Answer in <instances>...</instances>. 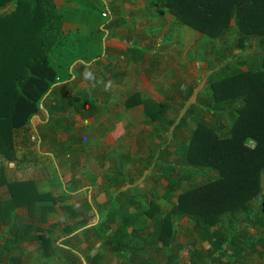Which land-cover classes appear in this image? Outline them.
I'll list each match as a JSON object with an SVG mask.
<instances>
[{"label": "trees", "instance_id": "1", "mask_svg": "<svg viewBox=\"0 0 264 264\" xmlns=\"http://www.w3.org/2000/svg\"><path fill=\"white\" fill-rule=\"evenodd\" d=\"M158 3L179 27L198 31L204 40L201 46H205V55L201 58L208 59L210 70L203 81L207 84L206 98L199 106L197 98L192 102L198 87L191 85L179 87L183 104L178 106L168 92H165L168 101L160 103L151 97L143 98L138 91H130L124 105L142 104L146 123L155 133L163 129L166 134L165 143L152 145L148 151L153 169L166 171L156 178L166 181L163 193L158 196L152 192L149 196L144 188L119 189L104 204L86 200L81 205L84 214L94 209L96 213L105 210V219H98L95 224L84 222L75 229L68 224L61 228L65 234L82 229L85 239H92V246L99 243L120 264L152 263L145 256V247L158 242L167 251L179 249L180 245L173 244L174 224L183 226L191 222V231L198 239V229H207L214 220L240 205L247 207L259 192V177L264 171V0ZM7 4H12V9L0 12V186H7L10 199L0 202V214L11 213L9 238L18 241L39 237L34 234L42 229L39 225L20 221L21 212L30 214L35 201H41L43 208L44 214H36L35 219L41 223L56 203L63 207L71 205L65 203L70 198L67 192L50 197L47 191H38L32 179L9 180L4 175V164L18 161L16 134L22 131L21 142L29 139L27 131L33 124L32 118L49 95H54L60 106L66 105V109L56 107V110L62 113L71 110L84 117L96 112L94 104L99 96L109 97L113 93L79 89L67 95L63 89L69 77L56 81L58 73L49 55L62 41L63 19L54 0H0V8ZM105 18L109 25L117 23L109 12ZM132 48L144 62L147 48L140 45ZM87 62L88 59H82L83 65ZM154 62L162 63L158 53L150 61ZM110 74L108 78L114 79L113 83L119 80V75H125L113 69ZM91 78L92 83L107 79L96 75ZM63 117L69 121L67 115ZM33 127L39 141L43 135L37 126ZM198 171L206 175L202 184L185 187L181 183L198 176ZM157 198L169 202L171 208L159 207ZM37 207L38 204L34 206L36 212ZM112 225L116 228L112 229ZM89 230L92 232H86ZM50 238L38 239L45 243ZM90 250L84 256L86 264H106L101 253L92 254ZM70 254L82 262L80 252ZM3 256H9L10 264H18L19 257L11 250L0 252V259ZM189 262L198 264V250ZM165 264H181L174 250L165 254Z\"/></svg>", "mask_w": 264, "mask_h": 264}, {"label": "crops", "instance_id": "2", "mask_svg": "<svg viewBox=\"0 0 264 264\" xmlns=\"http://www.w3.org/2000/svg\"><path fill=\"white\" fill-rule=\"evenodd\" d=\"M76 1H82L81 3L84 8H81ZM129 1L132 2V0H103L105 6L101 8L100 15L102 16L103 10L105 7H108L110 18H113L114 21L116 20L117 23L119 22L118 24L109 25V21H106L107 18L102 19L100 16L94 15L91 10L86 11L89 9H86L87 3L85 4V0H54L56 8L62 13L63 38L50 53L49 61L56 69L58 76L62 77L61 81L69 77V79L65 80L67 83L63 89L64 93L71 95L79 89H89L91 93L94 91H108L113 94L121 91H138V89L132 87V82L128 79L125 80V78L129 74H135L138 67H140L139 62L141 61L139 57L137 58L139 52L132 50V46H138L140 42L143 47L149 44L152 45L151 50L149 49V52H146L145 61L142 62L146 63V74L144 75H146L147 78L149 76L165 77L171 68L176 70L181 61L183 63L186 62L187 58L185 54L177 60L175 56L165 51L167 47L164 46L161 49L157 40L155 41L154 35L149 33V35H144V37L140 36V31L142 29H138L140 19L138 18L139 16H136L134 13L140 14L142 12L135 8V4L134 7L133 4L127 3ZM91 2H93V0ZM12 7V4H7L0 8V12H8ZM108 12L106 13L108 14ZM153 26L156 27L155 25ZM101 33L103 34L101 35L100 43H98ZM96 52L98 53L96 54ZM157 53L162 63H150L152 57ZM211 57L212 60H214V56ZM82 59H88L86 65L82 64ZM201 60L207 61L208 59L201 58ZM175 64L177 65L175 66ZM111 69L119 70L125 73V75L122 77L119 75V80L113 83L111 81L114 79L108 78L111 76ZM73 73L74 75H72ZM92 75H96L97 77L105 76L107 79H101L100 81L102 82L92 83ZM173 75L174 76H167L171 79H167L168 83L162 87V89L160 87L159 95L164 96L163 102L160 103H166L168 101L166 100L165 92H168L174 97L175 92L179 91L177 82L180 83V77H178L177 72L173 73ZM206 78H202L201 82ZM162 82L166 83L165 80ZM194 94L196 95V92H194ZM112 96L113 95L109 97L99 96L94 104V107H97L96 112L82 117L79 113L72 112L71 110L65 111L64 113L56 110V107L59 109L65 107L66 109V105L60 106V102L54 98V95H49L43 100L41 109L32 118L34 120V125L39 128L41 135H43L38 141V150L41 151L42 146H44L45 149H49V153L47 152V154L51 156L54 163H57V165H55L56 168L59 169L64 177H67L64 180L65 189L68 181L73 183L71 184L73 191H68L69 189L72 190L69 186V189L65 190L69 193L71 198L69 202L72 204L77 202L82 205L86 200H90L95 196V194H93L92 197L90 195L92 189L91 184L87 186V191L89 192V195H87L88 197L86 196L85 198L83 196L81 189L84 188V183H81L83 178L79 176L76 177V172L74 171V166L76 164L78 165V162H80L79 156L80 158L82 157L81 153L84 155L86 154V148L88 149L89 147L94 151L97 150V153H105L106 158L108 157L110 160L114 161L113 170L116 171L117 174L121 172L118 168H114L116 164H122L119 161L117 162L116 158L112 157L117 155L116 150L111 153H106L104 147L107 146L104 140L108 139L107 134L110 130L114 129V125L118 122L121 123L123 112L133 107H139L142 104L126 107L124 105V96H120L122 98L119 99H115ZM192 98L195 97L193 96ZM48 111H50L51 116H48ZM64 115L69 117L68 119L70 122L65 120V117H63ZM69 124H71L70 127H68ZM46 125L47 127H45ZM101 144L102 147H99ZM250 145H253V143L251 142ZM18 151L23 153V158L21 159L20 157V160L18 157V161L15 162L17 164L14 162L4 164L3 169L12 170V172H21V170H24V167H27V163H24L26 162L24 160L26 156L24 155V148ZM105 161L106 159L104 162ZM61 167H63L64 171H61ZM115 173L114 180H112L113 183H116L114 187L120 182V178H118ZM103 175L104 177H108L107 179H111L106 171ZM8 179L27 180L30 178L16 179L9 175ZM205 179L206 175L198 171V185L202 184ZM34 182H36L39 188L40 186L37 181L34 180ZM259 182V192L257 196L250 200L247 207L240 205L234 211H228L219 219L214 220L207 229H198V249H195L198 250V264H264L263 170L260 173ZM41 187L46 188V186ZM0 192H2V194H0V202H6L10 199V193L6 185L3 184L0 186ZM94 202L99 204L105 203L98 201ZM103 211L105 212V210ZM96 214L98 215L99 213L97 212ZM20 215L23 219L20 221L27 223L35 221L37 218L35 214L31 215L26 212H21ZM80 215L87 217L83 211ZM10 216V212L0 214V252L6 253L9 250H11L12 253L14 252L19 257L18 264H86L84 256H86L85 254L88 253L92 245L90 244V239L86 240L85 237H83L85 233L81 232L82 229L72 230L70 234L67 233L66 235H63V231L60 230V232L62 231L60 233V235L62 234L61 236H53L51 235V230L44 229L41 226L42 229L35 230L34 234H38V238L42 236L47 238L51 237L50 241L46 240V242L43 243L42 241L40 242L38 238H21L18 239V241H10L9 237L12 235L10 232ZM67 218L68 217H66V219ZM96 219L99 218L96 217ZM57 237L59 238L58 240H56ZM60 240L62 242H60ZM98 244L99 243L96 245ZM177 250L178 249H174V254L179 261ZM70 251L72 253L76 251L80 252L83 263L76 261L73 255L70 254ZM193 252L190 254L188 260H190ZM8 258L9 256H3L0 259V264H10ZM151 260L153 262V259Z\"/></svg>", "mask_w": 264, "mask_h": 264}, {"label": "rangeland", "instance_id": "3", "mask_svg": "<svg viewBox=\"0 0 264 264\" xmlns=\"http://www.w3.org/2000/svg\"><path fill=\"white\" fill-rule=\"evenodd\" d=\"M92 1V0H91ZM86 1V11H92L94 15L100 16L102 19L105 18V16L100 15L101 8L105 6L103 3V0H93ZM82 1H76V3L81 7ZM160 0H132V2H127L130 4H135L134 7L136 9L141 10L142 13H134L136 16H139L140 24L138 25V29L142 28L140 31V36L144 37V35H151L155 36V41L157 40V43L159 46H161V49L165 46L167 47L165 51L173 56L175 58L180 59L181 56L186 55V62L183 63L182 61L179 63L178 68L176 70L174 68H171L167 76H174L173 73L177 72L178 77H180V83L177 82V87L180 86H189L191 85L192 88H196V95L193 96L197 98L198 100V106L201 104V102H204L203 100L206 98V91H207V84H203L202 78L208 77L209 74V65L206 60L202 61L201 56L205 55V46H201L203 44V41L200 33L195 30L188 29L186 27H179L173 19V16L169 13L163 12L165 10L164 7H161L159 5ZM79 7V8H80ZM94 7V8H93ZM103 11H106V7ZM162 11L160 15H157L158 12ZM155 15H153V13ZM147 17V18H146ZM148 19V20H147ZM156 22V24H155ZM119 23V22H118ZM117 23V24H118ZM159 24V25H157ZM155 25L156 27H154ZM101 40V34L99 35V41ZM141 46V42H140ZM148 49L151 50L152 45L149 44L145 46ZM98 52H96L97 54ZM204 53V54H203ZM146 54V53H145ZM140 63V67H138V70L135 74L127 75L125 80L128 79L130 82H132L131 85L135 89H138V92L141 94L143 98L151 97L156 102H163L162 95H159L160 87H164L168 83V78L170 77H152L149 76L147 78L145 73V67L146 63ZM177 64H175L176 66ZM61 76H57L56 81L61 80ZM153 79V80H152ZM127 80V81H128ZM166 81V83H163L162 81ZM102 93V92H101ZM130 91H121V92H115L113 94V98L119 99L122 98L120 96L126 97L127 94H129ZM195 99L193 98L192 102L195 103ZM177 104V106L182 103V98L178 95V92H175L174 94V104ZM142 105L139 107H133L132 109L126 110L123 112L122 121L121 123L118 122L114 125V129L110 130V132L107 134L108 139L104 140L107 147H104L105 152H114L116 150L115 156H112L113 158H116V161L122 163L120 165L116 164L114 168H118L121 172L117 174L116 171L113 170V160H110L106 158L105 153H97V150L88 149L86 148V154L84 155L81 153V158L79 156L78 165L76 164L74 166V171L76 172V177H82V184L84 183V188L82 189L83 196L86 198L87 195H89V192L87 191L90 184L92 185V189L90 191V195L92 197L93 194H95L94 197H92L90 200L91 202L98 201V202H106L109 198H111L116 191L119 189L121 190H134V189H140L144 188L145 192L151 196L158 195L160 196L164 191V186L166 185V181L163 180V178H160L159 180H156L157 176L160 174H166V171L158 172L156 168L153 169V166L151 164L150 157L148 156V151L150 149V146L152 145H159L160 142L165 143V132L162 129L157 131H153V128L146 123L145 117H143V110ZM124 110V108H123ZM173 115V114H172ZM207 118H209L207 114ZM33 124L31 123V127L29 126V129L27 131L28 133V140L23 139V142H21L22 137V131H20L18 134H16V144H17V150H21V148H24L25 154L24 160L27 163V167H24V170L21 172H12L9 170H3L4 175L8 177L11 175V177L16 179H24V178H30L33 181L36 180L39 184V188L37 187L36 182H34V185H36L35 188L38 189V191L41 190H49L47 191L50 193V197L52 195H56L57 193H66V189L68 190V186L72 188L71 184L68 181L66 184L65 189V182L64 180L67 177H64L63 174L59 171V169L56 168L55 165L57 163H54L53 159H51V156L47 154L49 153V149H45L44 146H42L41 151H39V143L38 140H32L31 137L33 134L36 133L34 129V120L32 119ZM70 122V121H69ZM47 127V125L45 126ZM118 131V132H117ZM189 131V130H188ZM117 132V133H115ZM36 137V135H35ZM65 137V136H64ZM167 137V136H166ZM102 147V144L101 146ZM119 151V152H117ZM19 152V151H18ZM41 152V153H39ZM23 153H17V156L22 157ZM105 155V156H103ZM106 161L104 162V160ZM163 158V157H162ZM20 159V160H21ZM62 159V158H61ZM15 163V162H14ZM106 163V164H104ZM1 164V163H0ZM17 164V163H15ZM106 169V170H105ZM163 169V168H162ZM64 171L63 167H61V171ZM8 171V172H7ZM105 171L110 176H113L111 179H107L108 177H104ZM151 171H153L155 174L152 176ZM12 172V174H11ZM116 172V173H115ZM196 173V171H194ZM114 173L119 178L120 176V182H118V185L116 183H113L112 180H114ZM122 173V175H121ZM168 173V172H167ZM193 173V172H192ZM151 174V175H150ZM115 175V176H116ZM189 182V183H188ZM80 183V184H81ZM112 185H111V184ZM183 185L186 187L191 184H198V176L193 177L186 181L184 180ZM108 185V186H106ZM46 186V188L41 187ZM82 186V187H83ZM152 189V190H151ZM151 190V191H150ZM68 191H73L68 190ZM68 193V192H67ZM2 194V192H0ZM88 197V196H87ZM68 198L65 203L70 204V207H63L62 205L56 203L54 205V208H52L50 211H47L46 219L45 221H32V223H36V225L42 226L44 229L51 230V235L56 236L60 235V230L63 226L68 224L73 229L75 227L81 226L84 222L95 224L96 223V217H98L100 220L105 219V212L103 210L99 211V214L97 215L94 210L86 211V215L88 219H84L85 217L80 215L82 212L81 205L77 202L72 204L69 202ZM49 202H51V198H48ZM88 200V201H90ZM176 200V197L173 198V201ZM41 201L35 203L30 206L31 211L30 214H40L41 216L44 214L43 208L41 206ZM44 202V201H43ZM95 203V202H94ZM157 203L159 204V207L162 209L168 210L171 208V204L167 202L166 200H163L161 198H157ZM37 207V212L34 209V206ZM79 215H76V214ZM37 217V215H36ZM66 217H68L66 219ZM191 222H188V224H185L183 226H179L178 224L173 225L172 230H176V234L174 236V243L180 245V248L177 250V256L179 259V262L181 264H189V256L190 254L195 250L198 249V239L197 236L191 231ZM115 228V225H112V229ZM67 231V229L65 230ZM149 231H151L149 229ZM88 233H91L92 230L86 231ZM62 235V234H61ZM60 235V236H61ZM63 235H66L63 232ZM84 237V236H83ZM92 241V239H90ZM60 242H62L60 240ZM92 254L98 252L101 253L103 256V262L108 264H120V261L114 259V255L106 251L104 248H102L100 245H95L90 247ZM147 252L145 253V256L148 257V260L153 259L152 263H149L147 261L144 262V264H165V254L168 252L172 253V251H165V248L161 245L160 242H158L156 245H148L145 247ZM82 253V252H81ZM86 253V252H85ZM33 255V254H31ZM86 255V254H85ZM81 258V256H80ZM82 261V258H81ZM83 263V262H82ZM122 264V263H121Z\"/></svg>", "mask_w": 264, "mask_h": 264}, {"label": "built area", "instance_id": "4", "mask_svg": "<svg viewBox=\"0 0 264 264\" xmlns=\"http://www.w3.org/2000/svg\"><path fill=\"white\" fill-rule=\"evenodd\" d=\"M102 15H103V16H106V15H107V14H106V11H104V12L102 13ZM35 138H36V137H35V135L33 134L32 137H31V139H32V140H36ZM250 144H251V143H250Z\"/></svg>", "mask_w": 264, "mask_h": 264}]
</instances>
